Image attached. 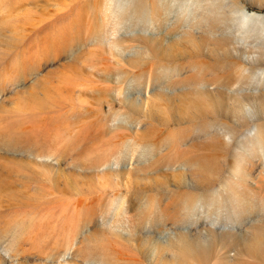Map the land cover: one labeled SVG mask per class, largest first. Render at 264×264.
<instances>
[{
  "label": "rangeland",
  "instance_id": "rangeland-1",
  "mask_svg": "<svg viewBox=\"0 0 264 264\" xmlns=\"http://www.w3.org/2000/svg\"><path fill=\"white\" fill-rule=\"evenodd\" d=\"M241 1L242 5L247 8L246 11L255 10L264 13V0ZM108 2L110 1L108 0ZM108 2L107 0H0V79L5 78V76L22 75L25 62L30 63L33 61L37 64L34 76L28 78L25 83L17 88H8V92L4 95L1 91L0 136L2 139L3 136L9 133L18 134L21 131H25L30 133L31 137H34L37 132L40 133L41 137H45V142L40 144V148L35 151H41V153L31 154L34 161L28 160V155H23L19 152H2V149L0 150V163H18L19 169H22L21 172L18 170L10 174L9 179L13 180V182L8 183L6 188L0 191V228L8 229V233L0 237V264H103L100 258L96 261H88L72 255V253L60 258L56 257V259H49L48 257V250L55 248L58 250L65 249L72 224L82 216L81 214L86 209L81 207L84 203L83 200L86 201L85 204L87 203L88 206L92 198L102 193L100 192L102 188L104 191L102 193L103 211L100 214V229L108 236L116 239L115 241L112 239V241L104 235L99 240H92L91 243H95L96 245H94L99 247L98 250L100 251L101 249L110 259L114 256L112 259L128 264H179L175 255V251L177 252L178 248L173 244L177 243L179 234H184L190 241H193L197 249L194 251L195 258L191 255V252L188 254V262L190 264H229L226 260L228 256H237L240 260H243L244 257V261H256L250 254L244 251L243 254L238 252L240 248L244 249L243 246H245L247 241H241L238 246H226L224 239L242 235L248 236L247 240L250 241L258 232L257 230L255 231L257 227L264 229V156L263 150L258 144V134L254 127L255 124L264 121L263 105L254 106L253 102H249L245 110V118H247L245 127L244 125H237L234 120L230 119L232 125L236 124L233 127L237 126L236 128H239L241 132L239 130V132L235 131L236 129L234 128L233 130L237 133L230 132L225 135L227 145L221 147L219 151L216 149V153L219 152L216 154L218 156L214 154L215 151L213 152L211 158L214 161L216 160L213 163H215V168L217 169L216 171L214 170L215 172L211 171V174L217 179V183L206 191L198 187L197 183L201 178L199 175L193 174V176L190 174L188 182L185 185L178 186L176 183V172H173L167 166H162L160 169L155 167V161L163 152L167 153L166 156L169 157L170 154H174L173 151L167 152L164 149L160 153L159 151H154L153 153L148 152L145 156H140L139 153L141 151L139 152L136 149L134 143L138 141L137 139L144 141L143 137H141L143 133L149 132V141L147 142L151 143L156 142L151 141L155 137H165L159 136L152 131L151 128L155 125L154 123L158 125L157 121L154 122L152 121L153 119L150 120V118L143 116L142 119L147 120H142L143 122L137 120L132 125L133 123L129 122L127 118L126 109L120 106L113 108L107 106L105 113H112L108 121L111 132L122 135L121 138H123L124 143L126 142L125 145L130 143V145L134 146L130 148L128 157L125 159L126 162L114 155L108 164L91 168L89 166L90 161L96 159V157L99 159L108 152L113 153L124 145L122 143L123 140H119V138L113 139L105 135L102 139L99 138L100 140L82 143L81 138L88 126L90 125V130L99 126L94 120L99 117L96 112L90 113L83 110L78 99L61 110L51 109L48 111V109L36 107L30 95L28 98L32 88L38 95L43 93L52 94L58 90L78 95L83 90L82 95L89 96L88 93H96L102 90L101 87L105 84L102 80L107 74L109 67L107 64L109 60L106 58L108 53L105 50L96 44L94 46L92 42L88 41L89 43L83 42L80 44L81 46L79 45L74 56H62L55 59L50 50L46 48L44 38L54 30L65 28L75 16L83 17L86 21V30L94 16L95 19H106L105 21L107 22L109 19L114 20L109 13L111 10ZM85 27L84 32L86 31ZM128 31V34L135 32L129 28ZM257 31L260 35L264 34V21L258 23ZM112 36L114 35L111 34L110 37L108 33L110 40L113 39ZM241 42L246 49L245 58L264 57V39L256 38L253 32H245ZM251 47L254 49H251ZM46 50L49 51L47 52ZM124 52L126 51L123 49L121 54L113 59L115 60L117 57L123 58L124 55L127 56L128 53L124 54ZM47 54H49V59H47ZM30 58L34 60L31 61ZM114 75L115 77L118 76L116 73ZM261 83L254 84L255 86L251 87V89L255 90L253 97L256 99H259L260 95H264V80ZM121 84L127 90V83L122 82ZM112 91L116 92L117 89L113 88ZM146 91L149 94L150 89ZM148 94L145 92V97ZM133 102L135 103V100ZM80 112L84 116L82 119L75 121L74 115H78ZM46 113L50 114L49 121H41V118ZM167 113L169 114L168 111ZM90 114L92 115L90 116ZM151 122L153 123L151 124ZM33 124L39 125L38 128L32 130ZM148 126L150 131L149 128H146ZM208 128L209 125L206 124L205 120L185 122L180 127H171L173 138L177 137V140L167 139L163 141L181 142L188 138L191 139L197 131L204 134ZM199 139L196 142L201 144H218L220 142L214 141L212 135ZM247 139H250V141ZM115 141L118 143L117 145H115ZM244 145H246V148L243 147ZM79 147H85V149L83 153L77 155ZM254 150L258 151V156L254 157L253 160L251 157L247 158L249 153ZM245 151L248 153L246 154ZM220 153L222 156L219 155ZM114 154L116 153L114 152ZM245 156H247L246 159ZM218 159L220 163L224 161L219 164L217 162L219 161ZM238 161L241 162L237 163ZM141 162L143 164L146 163L144 164L145 167H143ZM88 166L89 168H86ZM237 170L238 173L246 170L251 171L252 176L249 179V183H247L248 185H246L247 187H245L244 183H236L234 178H236ZM17 172L20 175H23V173L36 175L38 180L26 184L19 179ZM45 174L50 176L46 177ZM231 176L233 179H228ZM50 179L54 185L53 188L49 189L47 194H44L43 191L38 196L35 186L37 182L47 183ZM226 179L228 183H226ZM228 180L231 182L235 181V186L234 183L231 184ZM223 183H225V187H223ZM231 185L234 187H231ZM220 188H226L229 195L233 198L238 195V188H249L245 190L249 192L250 197L256 199L257 203L256 208H247L248 213L251 214H247V217H250L245 218L244 222L240 221L241 224H239L240 222L227 218L231 213H235V210L231 209L232 207L230 206L218 208L198 204L197 210L185 222L176 224L167 221V224L162 226L163 230L161 231L152 228V231L134 233L130 230L133 226V221L130 217L139 212L143 204L146 209L151 210V208L157 207L160 203L165 204L170 200L177 203V200L181 199L180 194H185V190H189L190 193L202 191L213 193L214 191L215 194L217 189ZM232 189L236 190H234L236 196H233L235 193ZM252 189L254 190L251 191ZM256 189L257 191H255ZM14 191H16V194L11 193ZM232 191L233 193H231ZM22 198L24 202L26 200L35 201L38 206L34 208L31 207L33 203L27 205L24 202L21 206ZM78 199H82V203L78 204ZM119 205L122 209V214L117 213ZM32 209H36L37 212ZM255 209L258 210L255 211ZM260 209L261 212L258 214ZM125 210H128V213ZM260 215L263 216L261 217ZM259 219L262 221V225H260L261 221L259 222ZM21 222L24 224L31 222L32 225L31 223L29 224L32 227L23 228V225H21L22 227L20 226ZM256 222L259 223L257 224ZM9 224L11 225L9 226ZM253 225L255 229H253ZM148 227H151L150 223H148ZM164 230L170 231L166 237L161 235L166 232ZM251 232H254L253 235H251ZM210 238L218 240L210 243ZM86 242L88 241L80 239L78 245L82 246ZM125 245L143 247L146 252L138 254L140 261L122 258L125 255L129 256L128 254H123ZM16 251H19L20 254L15 257ZM102 252H99L100 255H104ZM142 254L144 256H141ZM240 255H243V257H240ZM119 256L121 257L119 258ZM261 263L262 261L259 260L258 264Z\"/></svg>",
  "mask_w": 264,
  "mask_h": 264
},
{
  "label": "bare ground",
  "instance_id": "bare-ground-1",
  "mask_svg": "<svg viewBox=\"0 0 264 264\" xmlns=\"http://www.w3.org/2000/svg\"><path fill=\"white\" fill-rule=\"evenodd\" d=\"M109 1L110 2L107 0L111 10L109 13L114 20L109 19L107 22L105 21L106 19L98 20L95 19L94 16L89 22V27L87 26L88 28L86 30V21L83 17L75 16L65 28L54 30L44 38L46 48L50 50V53H52L55 59L62 56H74L79 45L88 41L92 42L94 46L96 44L101 49L105 50L108 53V55L106 54V58L109 60V63H107L109 67L107 69V74L103 73L106 75L102 80L105 83L103 87H101L102 90L96 93H88L89 96H83V90H81L78 95L58 90L52 94L43 93L42 96L38 95L36 91L34 92V88H32L30 94L27 92L28 98L30 95L36 107L48 109V111L51 109L61 110L78 99V101L81 102V108H83V110L90 113L96 112L99 117L94 120L99 126L96 129L90 130L89 125L81 138L82 143H90L99 138L102 139L105 135L113 139L119 138V140H123V138H121L122 135L111 132V128L108 126V121L112 113H105L107 106L112 108L120 106L126 109L127 118L129 122L133 123L132 125H134V122H137V120H140V122L147 120H143V116H146L145 118L148 117V119L150 118V120L153 119L152 121L154 122L157 121L158 125L154 123L155 125H153L154 127L152 126L151 129L159 136L165 137H155L154 140L151 141L156 142H147L149 141V132L144 131L145 133L141 136L144 141H140L139 139H137V141L135 139L137 142L134 143L136 149L139 150V152L141 151L139 153L140 156H145L148 152L153 153L154 151H159L160 153L164 149L167 150V152L173 151L174 154H170L169 157H167V153L164 152L158 158L156 157L155 167L160 169L162 166H167L173 172H176V183L178 186L185 185L188 182L190 174L199 175L201 178L197 183L198 187L207 191L217 183V179L211 174V171H216L217 169L215 168V163H213V158H211L213 152L215 151L214 154L216 155L219 153H216V149L219 151L221 147L227 145L225 142L226 134L230 132H241L239 128H236L237 126H233L237 124L240 126L244 125L245 127L247 123L245 110L249 102H253L252 104L254 106H264V95H260L259 99H256L253 97L255 90L251 89L254 84H260L264 80V57L245 58L246 49L241 42L245 36V32H253L256 38L264 39V34L260 35L257 31L258 23L264 21V13L255 10L246 11L247 8L242 5L241 0ZM110 14L108 15L110 16ZM84 27L86 30L85 32ZM128 28L135 32L128 34ZM122 30L124 31L122 32ZM108 33L110 37L111 34L114 35L112 36L113 39L110 40ZM115 34L117 35L116 37ZM108 41L110 42L109 45ZM123 49L126 51L124 54L128 53V55H124L123 58L117 57L114 60L113 58L119 56ZM251 49L254 48L251 47ZM49 54H47V59H49ZM32 60L34 59L32 58ZM36 66L37 64L33 61L30 63L25 62L22 75L15 74L16 76H7L8 78L5 76V78L0 79V96H2L1 91L4 95L9 89L17 88L25 83L28 78L34 76ZM115 73L118 74L117 77H115ZM122 82L127 83V90L122 86ZM113 88L117 89V91L113 92ZM149 89L150 91L148 94L146 90ZM145 92L148 94L147 97H145ZM91 115L92 114H90V116ZM83 116L84 114H82V112L78 115L75 114L74 120L78 121L82 119ZM49 119L50 114L46 113L41 118V121H49ZM230 119L234 120L236 124L232 125ZM198 120H205L206 124L209 125L208 130H206L204 134L197 131L191 139L188 138L181 142L170 141L174 139L177 140V137L173 138V133L171 132L173 131L171 130L172 126L177 128L184 125L185 122ZM152 123L153 122H151V124ZM148 125L150 124L148 123ZM38 126L39 125L33 124L32 130L37 129ZM254 127L258 134V144L261 150H263L264 156V121L255 124ZM146 128H149V126ZM234 128L237 132L233 130ZM177 132H179V130H177ZM29 134L30 133L21 131L18 134L9 133L3 136L2 139L0 136V150L2 149V152H19L23 155H28V160L31 159V161H34L31 154L41 153V151H35L40 148V144L45 142V137H41L39 132L34 134V137H31ZM209 135L214 137V141L220 142L218 144H201L196 142L201 140L199 138ZM167 139L170 140L165 142ZM255 139L257 140V138ZM247 140L250 141V139ZM122 143H124V140ZM117 144L118 143L115 141V145ZM125 144L126 142L122 147L114 151L116 154H114V152H108L99 159L96 157V159L90 161L89 166L95 168L106 163L108 164L114 155H116L118 159L121 158L125 161L128 157L130 148L134 146L132 144L130 145V143H127V145ZM245 146L246 145L243 147ZM79 148L77 150V155L83 153L85 149V147ZM105 152L107 151L105 150ZM219 155H221V153ZM257 156L258 151L254 150L252 153H249L248 157L245 156V159L246 157H251L253 160L254 157ZM214 162H216V160ZM217 162H219V164L222 163H220V160ZM239 162L241 161L237 163ZM141 164L145 167L144 164L146 163L143 164V162H141ZM89 166L86 168H89ZM83 167H85V165H83ZM19 168L20 166L18 163H0V191L6 188L8 183L13 182V180L9 179L10 174L18 170L21 172L22 169ZM17 175L19 179L26 184L38 180V177L32 174L28 175L27 173H23V175H20L17 172ZM45 175L46 177L50 176L47 174ZM232 176L228 177V179L232 178ZM251 176L252 174L249 170L240 173H238L237 170V179L234 178V176L233 178L236 180V183H244L245 187H247L246 185H248L247 183H249ZM225 181L228 183L227 179ZM233 183L235 186V181L231 182V184ZM35 186L37 191L36 194L40 196L43 191L44 194H47L49 189L53 188L54 185L50 179L47 183L37 182ZM225 186V183H223V187ZM234 186L231 185V187ZM226 188L215 190V194L214 191L213 193H207L205 191L190 193L189 190H185V194H180L181 199L177 200V203L170 200L165 204L160 203L157 207L151 208V210L146 209L143 204L139 212L130 217L133 221V226L130 230L134 233L152 231V228L161 231L163 230L162 226L167 224V221L176 224L185 222L197 210L198 204L218 208L230 206L232 207L231 209L235 210V213H231L227 218L236 220L237 222H244L245 218L250 217H247V214L251 215L248 213L247 208L257 207L256 199L250 197L249 192L245 190L249 188H238L237 196L235 193L236 190L234 189V191L232 189L235 193L233 194V196H236L235 198L229 195ZM100 190V192L103 193L104 189L102 188ZM253 190L254 189L251 191ZM233 191L231 193H233ZM255 191H257V189ZM11 193L16 194V191ZM102 193L92 198L88 206L87 203L85 204L86 201L83 200L84 203L81 207H85L86 209H84L81 214L82 216L72 224L65 249L58 250L55 248L50 251L48 250L49 259H56V257L60 258L72 253V255L79 256L88 261H96L100 258L103 264H128L112 259L114 256L110 259L101 249L100 251L98 250L99 247L95 246V243V245L91 243L92 240H99L104 235L110 240L113 239L115 241L116 239L108 236L100 229V214L103 211ZM21 200H23V198ZM23 202L24 200L21 201V206ZM24 203L27 205L33 203L31 207L34 208L38 206L37 202L32 200H26ZM77 203H82V199H78ZM32 210L37 212L36 209ZM256 210L258 209H255V211ZM125 211L128 213V210ZM260 212L261 209L258 214ZM117 213L122 214L120 205L117 208ZM260 219L259 222L261 221ZM21 223L20 226L23 225V228L27 229L32 225L31 222H29L31 225L29 223ZM148 223H150L151 227H148ZM239 224H241V222ZM10 225L11 224H9V226ZM260 225H262V221ZM252 227H254V225ZM253 229H255V227ZM256 230L258 232L250 241L247 240L248 236L242 235L224 239V244L226 246H238L241 244V241H247L245 246H243L244 249L242 250V248H240L238 252L239 254H243L244 251L256 259L254 262L248 260L244 261L243 255H240V257H243V260L233 255L234 257L228 256L226 259L229 264H258L259 260L262 261L261 264H264V229L262 227H257L255 231ZM169 232L170 231L163 232L161 235L166 237ZM6 233H8V229L0 228V237ZM253 233L251 232V235H253ZM80 239H84L88 242L80 246L78 245ZM217 240L216 238H210V243L217 242ZM173 245L178 248L177 252L175 251V255L179 264H190L188 262L189 252H191L194 258L196 257L194 251L197 249L193 241H190L186 235L179 234L177 243L175 242ZM124 248L125 252H123V254H128L129 256L125 255L122 258L131 260L140 261V256L138 254L146 252L143 247L140 248L138 246L125 245ZM99 252H102L104 255H100ZM19 254L20 252L16 251L14 256L16 257ZM141 256H144V254ZM120 257L121 256H119V258Z\"/></svg>",
  "mask_w": 264,
  "mask_h": 264
}]
</instances>
